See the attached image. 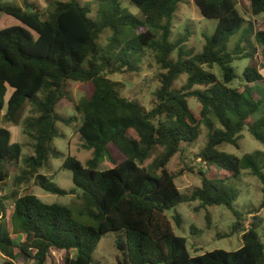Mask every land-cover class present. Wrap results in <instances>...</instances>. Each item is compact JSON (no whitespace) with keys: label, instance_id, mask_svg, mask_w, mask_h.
Wrapping results in <instances>:
<instances>
[{"label":"trees","instance_id":"trees-1","mask_svg":"<svg viewBox=\"0 0 264 264\" xmlns=\"http://www.w3.org/2000/svg\"><path fill=\"white\" fill-rule=\"evenodd\" d=\"M101 1L111 2L112 7L100 8L95 19L79 0L59 3L45 21L36 11L0 9L37 34L35 39L20 26L0 31V166L23 161V171L15 178L17 187L35 179L48 193L79 195L81 200L76 215L67 206L46 204L31 193H14L10 224L13 233L26 238L17 244L5 224H0L2 264H18L19 258L46 264L52 250L66 253L63 264H93L100 240L118 231L126 233L127 241L117 246L122 252L117 264H264L260 210L235 209L239 193L228 183L249 171L260 180L264 195V152L240 158L219 149L224 144L240 148L244 131L264 146V89L253 88L264 77L254 65L247 66L240 77L234 66L252 59L258 47L264 56V20L254 33L253 24L246 22L235 0H193L204 18L218 20L213 35L204 34L202 52L196 53L183 48L189 32L170 41L176 13L185 0H129L140 9V16L124 9L119 0ZM249 1L252 15L264 17V0ZM24 2L34 8L28 0ZM102 38H106L104 47L99 45ZM149 52L162 72L154 105L147 110L122 97L110 76L138 71ZM175 53L176 60L172 58ZM216 67L222 78L213 71ZM183 74L184 84L174 89ZM238 80L251 86L240 91L234 87ZM69 81L91 83L92 88L75 107L77 116L64 119L56 113V106L66 98ZM9 88L13 92L7 100ZM190 101L197 103V109ZM79 121L83 147L93 157L86 165L72 156L64 161L63 168L73 173L74 183L66 191L41 171L50 159L59 158L54 147L60 136L57 123L69 126ZM20 126L34 142L33 155L23 160L24 146L13 143L10 132L11 127ZM204 127L207 142L196 157L224 174L210 178L201 172V187L186 195L168 165L199 141ZM158 147L164 152L153 169L142 167ZM104 158L112 163L110 169H100ZM7 177L0 170V179ZM5 200L0 194V220L7 216ZM195 202L201 209L224 206L231 210L236 222L228 236L242 234L243 246L237 251L215 250L191 257L187 239L175 233L167 212ZM263 206L264 201L259 209ZM76 216L87 217L93 225ZM173 220L182 226L181 215L175 214Z\"/></svg>","mask_w":264,"mask_h":264},{"label":"rangeland","instance_id":"rangeland-1","mask_svg":"<svg viewBox=\"0 0 264 264\" xmlns=\"http://www.w3.org/2000/svg\"><path fill=\"white\" fill-rule=\"evenodd\" d=\"M70 0H28L34 8H27L24 0H0V9L5 6L19 7L25 11L39 13L42 21H45L55 11L59 3H66ZM84 7L91 9L90 17L95 19L97 12L100 8L110 9L112 7L111 2H104L101 0H79ZM241 14L245 17L247 23H252L254 26V33L259 30L264 17H254L252 15L250 1L249 0H235ZM119 3L124 9H127L134 15L140 16V9L131 3L129 0H119ZM218 24V20L204 18L199 9L194 4L193 0H185L180 4L176 13L175 24L173 27V34L171 42L185 36L189 32V41L183 46L185 51L194 49L196 53H201L205 45L206 36H212ZM20 26L31 32L32 36L36 39L37 34L33 30L24 26L19 20L3 13L0 10V31L10 27ZM106 38H102L99 41L100 47H104ZM103 44V45H102ZM147 52V51H146ZM252 59H245L240 62H236L234 66L237 68L236 73L242 77L244 69L249 65H254L258 68L259 72L264 77V56L262 48L258 47L257 51L253 55ZM174 60L177 59V53L172 55ZM215 73H220L218 68H214ZM162 69L152 52H149L139 63V69L136 72L124 71L110 76V79L118 84L119 91L122 97L129 98L133 101L140 103L147 110L152 109L155 98L154 93L160 87V74ZM222 78L221 73L218 74ZM186 80V75L183 74L173 84L174 89H180ZM251 85H245L241 80L234 83V87L240 91ZM253 86V85H252ZM91 83H78L69 81L65 88L66 98L61 100L56 106V113L64 118L70 119L77 116L75 107L80 104L81 100L87 97L91 92ZM254 90L264 89L263 81L254 84ZM259 91V90H257ZM13 90L9 88L7 93V100L10 98ZM261 94V93H260ZM190 106L197 109L198 106L195 101H190ZM29 114H31L29 112ZM28 114V116H29ZM264 114V113H262ZM261 114V115H262ZM81 122H75L69 126L62 122L57 123V129L60 136L54 140V147L59 153V158L50 159L48 166L45 167L41 174L49 176L53 185L70 191L74 188L73 173L70 170L64 169V161L72 156L77 158L86 165L87 161L92 159L93 152L84 149V140L78 133V129ZM1 125V123H0ZM203 133L200 139L195 145L186 149L182 154H177L169 163L168 168L171 174L176 176V184L183 194L190 195L196 188L201 187L202 177L201 172H205L208 177H223L224 172L220 169L207 164L197 159V155L200 150L205 146L206 128H203ZM10 132L12 134V142L20 143L24 146L22 160L26 157L33 155V140L24 134L22 126L11 127ZM220 151L234 154L240 158L248 154H253L257 151L264 152V146L254 139L247 131L242 133L240 148H236L232 145L224 144L221 146ZM164 149L158 147L146 160L142 167L152 170L151 166L157 160ZM1 165V164H0ZM23 161L20 163H5L0 166V170L7 172L8 177L5 181L0 179V194L6 196L4 202L7 216L0 220V224H5V228L12 233L13 240L20 244L25 241V235L13 233L12 225L10 224L11 215L14 209V203L16 197L14 193H19L22 196L27 193H31L38 197L42 202L46 204H60L71 208L76 215L79 212V195H55L44 191L35 179H32L29 183L24 184L21 188L15 184V178L23 171ZM112 163L104 158L100 165L101 170L110 169ZM192 169L194 172H190ZM229 185L237 189L239 198L234 205V208L241 212H249L254 209L259 211V216L264 220V195L262 192V184L257 177H254L249 171L245 172L243 177L238 179H232ZM199 203L195 202L191 205L181 204L176 208L167 212L169 219L172 221L175 233L187 239V249L191 257L202 255L206 252H213L215 250L225 251H237L243 246L242 234L236 233L232 236H228L232 231V228L236 222L235 216L232 211L224 206L220 207H208L206 209L199 208ZM179 214L182 216L183 224L181 227H177L173 216ZM247 217L245 226H250L251 218ZM80 221L87 222L91 225L90 219L87 217L76 216ZM211 223L208 226V218ZM259 233L264 237V222L261 228L258 229ZM126 233L124 231L112 232L104 236L98 243L93 253V264H117V258L122 256V252L118 250V244L120 242H126ZM264 241V238H263ZM73 254V253H72ZM66 253L64 251L52 250L46 264H63ZM4 261L2 255H0V264ZM18 264H36L34 260L18 259Z\"/></svg>","mask_w":264,"mask_h":264}]
</instances>
